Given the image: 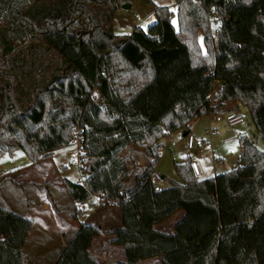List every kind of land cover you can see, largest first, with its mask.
<instances>
[{
	"label": "trees",
	"instance_id": "1",
	"mask_svg": "<svg viewBox=\"0 0 264 264\" xmlns=\"http://www.w3.org/2000/svg\"><path fill=\"white\" fill-rule=\"evenodd\" d=\"M142 1L157 21L115 35L102 10L120 0H0V186L15 183L2 170L5 154L21 150L36 165L79 132L86 180H63L72 217L103 196L121 226L81 224L56 264H99L89 250L101 236L124 249L126 261L114 264H264V153L246 135L231 172L199 179L186 157L175 164L180 182L156 192L150 181L164 138L196 118L244 106L264 138V0H176L177 24L169 7ZM40 48L60 60L49 78ZM215 81L224 89L211 106ZM178 212L174 233L156 228ZM34 226L0 206V264H27Z\"/></svg>",
	"mask_w": 264,
	"mask_h": 264
},
{
	"label": "rangeland",
	"instance_id": "2",
	"mask_svg": "<svg viewBox=\"0 0 264 264\" xmlns=\"http://www.w3.org/2000/svg\"><path fill=\"white\" fill-rule=\"evenodd\" d=\"M120 1L122 4L118 8H122L125 10L121 11L120 15L116 19L114 17L113 19H105L107 20L105 22V26L108 27V25L110 24L113 34L127 35L129 31L133 30L134 26H137V28H142L147 31L148 28L157 21V18L154 13V7L145 4L142 0ZM153 1L154 3H156V5H159L160 7H169L174 13L173 23L177 24L176 0ZM125 5L129 6V8H124ZM104 10L109 9H103V13ZM138 15L142 18V21L140 22L137 19ZM211 20H213L212 17ZM217 28L218 26L213 20L211 24L212 33H214ZM34 49H32L31 53H29L30 55L33 53ZM40 49H42L43 51L40 50L34 53L38 55V60L41 61V63L45 66L44 74L47 78H49L55 73L54 68L56 67V65H58V63H60V60L58 59L54 51L48 48ZM94 94V96L97 95V93ZM240 113L245 118V123L242 125H235L231 127L226 122V114L218 116L217 119L206 116L196 118L190 122L189 125H191V132L188 136H183V132L185 130L182 129L164 138L163 144L165 146V149L161 153L162 159H160L159 161L160 164L158 163L155 168V174L159 176V178L161 176L166 177L164 180L160 179V184L163 186H170L171 182H180L179 176L175 170V164L181 163L183 160L182 158H180V156L177 155L176 152L178 149L179 151L183 150L187 152L189 150L190 144H195L196 141L199 139L201 141L206 140L204 144L205 146L202 147V157L200 159L199 157L195 158V156H191L192 160H195L194 162H196L198 166H200L202 162V165H204V167H206L209 171L213 170L214 166L216 165V173H218V175L222 173L231 172L236 169L238 156L241 152L240 143L239 141H234L233 143L227 144L226 142H224V140L232 136H238V133L240 131L244 133L243 135H246L249 139H251L255 146L264 153V138L262 137L261 132L256 127L251 113L244 106H240ZM211 129L216 132L215 136L213 137L212 143L210 141ZM240 137L241 136H239V138ZM76 149L77 147L74 145L73 142L67 147L60 148L54 152V155L50 159V162H53L55 164V167H60L61 164L66 165L70 154L76 151ZM134 149L138 150V148ZM50 162H47V165L41 164L42 162L39 163V167L41 168V170L45 171V173L36 176L32 172L33 169H31V171H28L30 170L28 168L32 166L30 165L31 159L23 151L18 150L12 155L5 154L1 159L2 170L4 171V173L14 171L10 175V177L14 178L15 183H8L6 185L0 186V206H3L7 210L16 212V210H14V206H12V204L10 203V195H12L16 200L20 201L21 203H23V205H25L27 203H30L28 202L31 200L30 194L32 195L35 191L37 193V198L43 200L44 198L47 199L46 192L51 196L53 191L59 190L61 188V179H59L56 172H54V170L50 168L52 167ZM134 162L138 164L139 168L145 167L143 157L140 155V153L135 154ZM43 167L46 169H43ZM21 169H27V173L22 177L20 173ZM66 173L67 174L65 175V177L70 179V181H76L83 174L77 165H72L70 167L67 165ZM4 176L5 175H3V177ZM19 179L22 183L18 182ZM1 180L2 179L0 178V181ZM92 201L94 202V200H90L86 205L87 212L90 211V207H92ZM110 213L114 215L113 224L110 223V225L113 226L115 224V228L119 227L121 223L120 211L118 212V209H113L112 211H110ZM181 215L182 212L176 213L170 220H168V222L160 225L158 228L160 230H167L172 226V223L174 221H177L181 217ZM23 253H27L26 248H24Z\"/></svg>",
	"mask_w": 264,
	"mask_h": 264
},
{
	"label": "crops",
	"instance_id": "3",
	"mask_svg": "<svg viewBox=\"0 0 264 264\" xmlns=\"http://www.w3.org/2000/svg\"><path fill=\"white\" fill-rule=\"evenodd\" d=\"M124 10L125 9H122V8L120 9L118 8L115 10H105L104 11L105 19L106 18L113 19V17L116 19L120 15L121 11H124ZM177 10H178V7H177ZM104 27L105 29H109L113 33L110 24L108 25V27H106L104 23ZM135 28H137V26H134L133 30ZM133 30L129 31L127 35L131 34ZM200 42L202 45V49L205 50L202 33H200ZM232 110L233 111L231 113L237 112L241 115L240 107L232 106ZM217 117L218 116H215V115L210 116V118H215V119H217ZM210 124H211V121H210ZM242 124H238V125H242ZM190 132H191V125L188 126V130H185L183 132V136H188ZM215 133L216 132L214 130H213V134L210 133L211 143L213 142V137L215 136ZM243 134L244 133L240 131L238 133V136H232V137L226 138L224 142L228 144V143H233L234 141H239V136H243ZM198 141H201V140L200 139L197 140L195 144L191 143L189 150L187 152L183 150L179 151L178 149L176 152L177 155L180 156L182 160H184L186 157L191 158V156H195V158L199 157L201 159L202 157L201 154L203 152L202 147L205 146L204 144L206 140L202 141L203 142L202 145H197ZM240 149H241V146H240ZM194 161L195 160H193V166H194V169L199 179L213 178L218 175V173H216L217 172L216 165L214 166L213 170L209 171L206 167H204V165H202V162H201V165L198 166L197 163ZM47 162H50V159L42 162L41 164L47 165ZM50 163H51V166L53 167V168L52 167L50 168L54 170V172H56V174L58 175V178L61 179L60 180L61 188L57 191L56 190L53 191L52 192L53 196L52 195L50 196L46 192L47 199L44 198L43 200H40L37 198V193L35 191L32 195L30 194L31 200L28 201L30 203H27L25 205H23V203H21L20 201L16 200L12 195H10L9 197L10 203L12 204V206H14L15 208L14 210H16V213L25 216L26 218L33 221L35 224L32 230V233L27 241L28 243H26V245L24 246V248L27 249V253L24 254L26 257L27 264H56L58 260L60 259L63 251L69 248L70 243L74 235L76 234V232L80 229L81 224H89L95 227H100L106 232H112L114 230L119 229L121 226V223H120V226L117 228H115V224L113 226L110 225V223L113 224V221H114V215H112L110 211H112L113 209H118V208L112 207V206H104V207L98 206L96 204L94 197L90 199V200H94V202L92 201V207H90V211L88 212L86 211V205L88 204L90 200L82 206L77 205V207L82 212V217L79 218V220L74 219L72 217L73 206H72L71 200H69L67 196L66 189L63 184V180L68 179L65 177V175L67 174L66 172H67L68 160H67L66 165L61 164L60 167H55V164L53 162H50ZM39 166L40 164L34 165V166L32 165L30 166V168H28L30 169L28 171H31V169H33L32 172L36 176H39V174L45 173V171L41 170ZM44 167L43 169H46ZM20 173L22 177L23 175L27 173V169H21ZM79 178L76 181H72V182L79 183L78 181ZM164 178L166 177L164 176ZM20 179L18 182L22 183L20 182ZM162 187H167V186L162 185ZM119 211L120 210L118 209V212ZM183 215L184 213L182 212L181 217L177 221H179L183 217ZM120 220H121V214H120ZM177 221H174L172 223V226L168 228L167 230H160L158 228L160 225H158L156 228L162 232L172 234L174 233V226ZM110 241L111 239L107 236H101V237L95 238L89 250L91 255L96 258L99 264L124 263L126 261L125 255H124V249L121 247H115L111 245ZM139 264H161V263H160L159 257H156L153 259L142 261Z\"/></svg>",
	"mask_w": 264,
	"mask_h": 264
},
{
	"label": "built area",
	"instance_id": "4",
	"mask_svg": "<svg viewBox=\"0 0 264 264\" xmlns=\"http://www.w3.org/2000/svg\"><path fill=\"white\" fill-rule=\"evenodd\" d=\"M137 19L139 22L142 21V18L140 16H138ZM223 89H224L223 83L221 81H215L212 91L207 95V101L210 103L211 106H215L219 102ZM244 121L245 120L243 116L237 112L229 113L226 115V122L231 127L238 125V124H242L244 123ZM210 133L213 134L212 129ZM73 143L77 147V149L76 151L70 154L68 158V165L69 166L77 165L81 170L82 156L84 153L83 144L85 143V138L82 135H80L79 132H77V136L74 139ZM202 144H203L202 141L197 142V145H202ZM164 149H165V146L161 149L160 155L164 151ZM85 180H86V174L81 175L78 180L79 184L83 185ZM150 181L156 192H160L163 189L162 185L160 184V178L156 174H153L151 176ZM94 199L98 206H101V207L107 206V201L103 198V196H97V197H94ZM109 206L115 207L114 204H110Z\"/></svg>",
	"mask_w": 264,
	"mask_h": 264
},
{
	"label": "water",
	"instance_id": "5",
	"mask_svg": "<svg viewBox=\"0 0 264 264\" xmlns=\"http://www.w3.org/2000/svg\"><path fill=\"white\" fill-rule=\"evenodd\" d=\"M127 7L129 8V6H127V5L124 6V8H127ZM223 85H224V83H223ZM163 178H164V176H161V179H163Z\"/></svg>",
	"mask_w": 264,
	"mask_h": 264
}]
</instances>
